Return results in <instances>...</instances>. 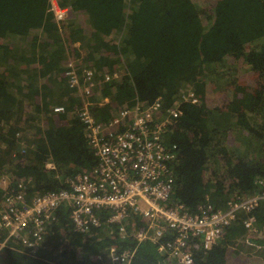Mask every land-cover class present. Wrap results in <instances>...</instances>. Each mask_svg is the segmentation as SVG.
<instances>
[{
    "label": "trees",
    "instance_id": "obj_1",
    "mask_svg": "<svg viewBox=\"0 0 264 264\" xmlns=\"http://www.w3.org/2000/svg\"><path fill=\"white\" fill-rule=\"evenodd\" d=\"M56 1L77 13L59 28L49 12L51 0H0V176L25 183L30 197L66 189L67 180L96 164L79 118L53 111L54 106L67 111L80 106L65 76L73 56L85 60L81 67L94 73V81L103 73L120 74L89 100L98 122L108 123L124 104L148 105L160 98L165 112L189 88L195 93L198 104L182 103V115L167 131L168 144L177 147L172 202L194 213L202 204L223 208L228 199L261 193L264 0H255L258 9L251 14L258 28L248 35L239 1ZM247 72L253 76L248 89L240 86ZM209 94L217 101L208 102ZM253 216L257 233L264 236V201ZM244 217L238 213L211 250L193 239L194 264H226L234 245L238 255L251 251ZM115 230L103 226L74 233L69 211L62 207L39 248L30 253L10 239L0 251V264H105L93 257L111 246L134 250L130 264H167L155 244H137L131 237L122 241ZM6 238L1 230L0 244ZM250 241L259 243L257 255L264 258V242Z\"/></svg>",
    "mask_w": 264,
    "mask_h": 264
},
{
    "label": "built area",
    "instance_id": "obj_2",
    "mask_svg": "<svg viewBox=\"0 0 264 264\" xmlns=\"http://www.w3.org/2000/svg\"><path fill=\"white\" fill-rule=\"evenodd\" d=\"M67 9L73 11L56 0L50 2L49 12L56 23L68 19ZM117 74L103 73L94 81L90 69L79 71L73 64L67 65L68 87L80 98V106L71 113L84 125L96 164L90 171L67 180L66 189L46 190L30 197L25 183L0 176V231L7 232L0 248L13 239L33 253L42 245L47 227L62 207L69 211L74 233L113 226L122 241L131 237L137 244H155L167 264H194L190 242L198 238L203 250H211L238 213L246 216L242 221L246 233H257L253 211L264 201V189L247 200L228 199L223 208L210 203L199 205L194 213L171 201V164L177 158V147L168 144L167 131L182 115V103L198 104L192 90L183 92L165 112L157 98L148 105L124 104L108 123L95 120L89 107L91 95L102 84L118 79ZM53 111L66 113L63 107L55 106ZM47 167L53 169L51 164ZM258 183L264 187L263 181ZM106 253L107 264H130L135 254L134 250L117 246Z\"/></svg>",
    "mask_w": 264,
    "mask_h": 264
},
{
    "label": "rangeland",
    "instance_id": "obj_3",
    "mask_svg": "<svg viewBox=\"0 0 264 264\" xmlns=\"http://www.w3.org/2000/svg\"><path fill=\"white\" fill-rule=\"evenodd\" d=\"M233 1H239L238 4L242 8V14H243V17H244V18H242V29H243V32L246 35H248V34H250V31H251V28H252V30H253L252 33L254 34L257 31L258 27H256V23H253V19L255 18V15H253L251 13H253V12L256 13V11L258 9V5H256V1L255 0H233ZM67 11H68V9L66 10L65 13H67ZM67 16H68V19L66 21L63 20V22L56 23L58 28L61 26V24H64V23L69 22L70 20L76 19L77 18V13L75 11H68ZM239 27H240V24H239ZM240 30H241V28H240ZM69 59L70 60H69L68 63L73 64L77 69H81L82 68L81 66H83L84 63H85V60L76 59V58H73V56H72V58L70 57ZM238 63H239L240 68L247 69V67L245 66L243 61H238ZM83 69H85V68H83ZM107 73H109V72H107ZM117 75H118V78H119L120 74H117ZM252 81H253L252 73L247 72V73L244 74L243 79H242V85H240V86L243 87V86L247 85L246 88L248 89V87L252 83ZM242 87L238 86V88L236 90V93ZM189 89L191 90V88H189ZM91 97H92V95H91ZM211 101H214V102L217 101L216 95H210V94L208 95V102H211ZM56 107H61V106H56ZM74 108H76V107H73L72 109H74ZM105 132H107V130ZM250 197H246L243 200H247ZM256 223H257V220H256ZM256 228L258 229L257 225H256ZM257 239L259 241H261L262 239H264V237L260 233H254V235H250L249 233H247L246 234V238H245V242H248L250 240H257ZM258 244L256 242L252 243V244H249V245H253V248H252L251 251H247L245 253V255H243V256L242 255H238L236 253V251H235L236 247H233V248L229 247V249L227 251V255H226V264H264V258L262 256H260V255H257V251L261 248V246H259ZM260 244H262V243H260ZM0 256H1V252H0Z\"/></svg>",
    "mask_w": 264,
    "mask_h": 264
},
{
    "label": "crops",
    "instance_id": "obj_4",
    "mask_svg": "<svg viewBox=\"0 0 264 264\" xmlns=\"http://www.w3.org/2000/svg\"><path fill=\"white\" fill-rule=\"evenodd\" d=\"M82 69H83V67H82L81 69H79V71H81ZM85 69H89V68H85ZM66 80H67V79H66ZM61 107H63V108L65 109V111H66L65 114H69V115L72 114L70 109H68V111H67V108H66L65 106H61ZM121 108H122V107H121ZM121 108H120V109H121ZM120 109H119V110H120ZM119 110H118V111H119ZM95 120H96V119H95ZM96 121H97V120H96ZM97 122H98V121H97ZM99 123H105V122H99ZM263 237H264V236H263ZM253 238H254V237H253ZM262 242H264V239L261 240V243H262ZM233 247H236V245H234ZM233 247H232V248H233ZM3 248H4V247H3ZM3 248H0V250H2ZM99 254H100V253H97V254L93 257V260H95V261H103L105 264H107V253H106V254H102V256H103L102 259H98V258H97V256H98ZM76 258L79 259L78 256H77ZM76 258H74V259L76 260Z\"/></svg>",
    "mask_w": 264,
    "mask_h": 264
},
{
    "label": "clouds",
    "instance_id": "obj_5",
    "mask_svg": "<svg viewBox=\"0 0 264 264\" xmlns=\"http://www.w3.org/2000/svg\"><path fill=\"white\" fill-rule=\"evenodd\" d=\"M58 3V2H57Z\"/></svg>",
    "mask_w": 264,
    "mask_h": 264
}]
</instances>
